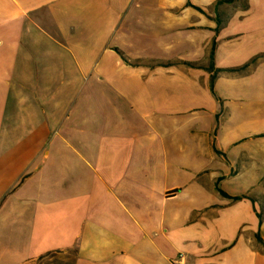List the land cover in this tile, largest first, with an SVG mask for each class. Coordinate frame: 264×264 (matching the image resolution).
Instances as JSON below:
<instances>
[{
  "label": "crops",
  "instance_id": "1",
  "mask_svg": "<svg viewBox=\"0 0 264 264\" xmlns=\"http://www.w3.org/2000/svg\"><path fill=\"white\" fill-rule=\"evenodd\" d=\"M180 253L264 264V0H0V264Z\"/></svg>",
  "mask_w": 264,
  "mask_h": 264
},
{
  "label": "built area",
  "instance_id": "2",
  "mask_svg": "<svg viewBox=\"0 0 264 264\" xmlns=\"http://www.w3.org/2000/svg\"><path fill=\"white\" fill-rule=\"evenodd\" d=\"M174 264H187V256L184 253H180L177 258L173 260Z\"/></svg>",
  "mask_w": 264,
  "mask_h": 264
},
{
  "label": "rangeland",
  "instance_id": "3",
  "mask_svg": "<svg viewBox=\"0 0 264 264\" xmlns=\"http://www.w3.org/2000/svg\"><path fill=\"white\" fill-rule=\"evenodd\" d=\"M54 264H73V256L72 255H68V256L64 257L63 259H61V260L56 259Z\"/></svg>",
  "mask_w": 264,
  "mask_h": 264
},
{
  "label": "trees",
  "instance_id": "4",
  "mask_svg": "<svg viewBox=\"0 0 264 264\" xmlns=\"http://www.w3.org/2000/svg\"><path fill=\"white\" fill-rule=\"evenodd\" d=\"M232 1H234V0H231V2H232ZM125 60H126L128 63H130V61H129L127 58H125ZM159 65H163V66H165V65H167V64L160 63ZM191 65H193V64H191ZM211 69L214 70V66H212ZM217 74H218V73H215V74L213 75V82H212L213 85H214L215 79L217 78ZM223 194H224V193H223ZM225 195H226V194H225ZM238 199H241V198H238Z\"/></svg>",
  "mask_w": 264,
  "mask_h": 264
}]
</instances>
